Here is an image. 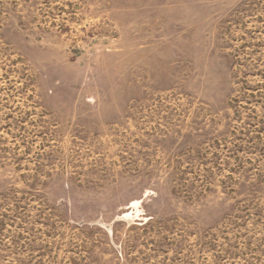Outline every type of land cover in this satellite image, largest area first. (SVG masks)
I'll use <instances>...</instances> for the list:
<instances>
[{
    "label": "rangeland",
    "instance_id": "obj_1",
    "mask_svg": "<svg viewBox=\"0 0 264 264\" xmlns=\"http://www.w3.org/2000/svg\"><path fill=\"white\" fill-rule=\"evenodd\" d=\"M0 264H264V0H0Z\"/></svg>",
    "mask_w": 264,
    "mask_h": 264
}]
</instances>
